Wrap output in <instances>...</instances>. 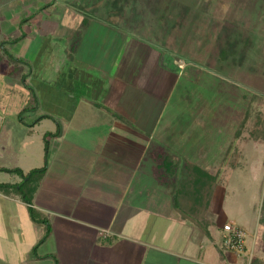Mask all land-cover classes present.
Instances as JSON below:
<instances>
[{
	"label": "rangeland",
	"instance_id": "rangeland-1",
	"mask_svg": "<svg viewBox=\"0 0 264 264\" xmlns=\"http://www.w3.org/2000/svg\"><path fill=\"white\" fill-rule=\"evenodd\" d=\"M45 4H50L45 12L31 19L32 28L33 23L41 22L39 37L19 40L18 47L6 48L12 58L6 55L2 59L0 72L8 65L17 69L12 87L0 80V112L5 114L0 145L6 147L0 151V165H15L17 158H28L32 169L44 165L43 136L49 130L57 132L58 119L64 131L81 130L65 119L78 110L87 114L86 105H76L78 100H94L101 106L98 112L105 115L100 86L84 82L73 70L80 57L105 70L118 66L113 58L118 59L117 48L124 46L120 54H126L127 66H132L135 75L129 85L138 89L137 93L132 89V99L141 96L143 112H154L155 118L159 112L171 116L169 121L156 122L164 141L154 137L158 132L143 133L144 138L152 137L151 143L167 152H175L179 144L187 142L185 150L191 153L176 155L217 175V181L203 189L202 201L207 199L214 209L222 204L220 221L234 222L250 232L259 226L262 230L258 220L264 199V0H0V17H16L25 6L28 14L36 13ZM101 20L106 24L97 22ZM86 23L90 27L82 32ZM29 28L7 24L6 29L13 37L22 31L30 33ZM108 53L110 61V56L103 59ZM121 63L124 69L125 61ZM9 70L13 72L12 67ZM140 89L155 91L160 100L147 93L144 96ZM57 94L63 103L57 102ZM113 95L108 94L112 102ZM47 111L52 114L39 121ZM134 121L131 125L137 127L139 122ZM132 126L128 128L134 130L132 134L139 133ZM85 139L67 138L64 144L82 146L87 144ZM55 161L49 154L50 183L57 171ZM73 171L65 170V177L71 178ZM56 186L52 183L49 189L56 193ZM192 202L190 199L186 207ZM197 208L199 213L201 207ZM35 211L40 219L42 213ZM209 217L193 214L192 221L207 223Z\"/></svg>",
	"mask_w": 264,
	"mask_h": 264
},
{
	"label": "crops",
	"instance_id": "crops-1",
	"mask_svg": "<svg viewBox=\"0 0 264 264\" xmlns=\"http://www.w3.org/2000/svg\"><path fill=\"white\" fill-rule=\"evenodd\" d=\"M48 5L41 6L36 13L28 14L25 6L16 17H8L7 20L6 17H0V40L6 51V48L18 47V41H25L28 36L39 37V33H42L39 29L41 22L33 23L32 28L31 19L37 13L45 12ZM97 22L106 24L104 20ZM7 24L31 26L30 33L22 31L19 36L11 37L6 29ZM86 24L82 25V32L90 27V24ZM112 28H107L106 33ZM118 37L122 40L123 36L119 34ZM121 48L116 51L118 59L115 61L113 58L114 64L120 63L118 66H109L105 70L102 66L89 65L86 59L80 57L81 61L73 70L79 73L78 77L84 82L100 86L97 89L104 92L105 115L98 112L101 106L94 100H78L76 105H86L87 114L83 115L78 110L65 116V119L75 122L77 128L81 126V130L66 128L64 131L57 118L59 133L51 136L48 146V155L56 160L54 169L57 171L52 182L47 180V165L41 178L33 181L36 189L30 204L14 193L0 189V264H250L253 258L264 264L259 223V228L255 227L252 232L245 229L248 234L245 252L235 254L224 249L221 244L222 225L227 222L219 220L221 203L214 209L211 204H207V199L202 201L201 197L194 201V205L186 207L190 199L193 200V195L190 194L192 179L188 177L189 173H184V169L191 172L193 165L207 169L184 156L180 158L176 155V152L191 153V150H185L187 142L179 144L175 152H167L159 144H152V137L144 138L143 133L150 132V136L160 131L157 121H169L171 116L159 112L155 118L154 112H143L144 106H140L139 99L141 96L132 99V89H135L134 93L138 91L137 87L129 85L135 75L132 66H127L126 54L121 56ZM109 56V53L103 55V59ZM122 59L125 61L124 69L121 67ZM11 67L13 72L9 70ZM16 69L8 65L5 72H0L3 74L0 80L12 87ZM95 72L93 76L91 73ZM140 91L145 93L144 96L147 93L149 98L160 100L155 91ZM107 93L114 94L113 98L116 99L112 102ZM60 96L57 94L60 99L57 102L63 103ZM167 102L163 105H167ZM47 112L40 116L39 121L52 114L51 111ZM4 115L0 112V128L4 127ZM137 115L141 117L140 120ZM17 119L21 124L23 117L19 115ZM134 120L139 122L136 123L137 127L131 125ZM131 126L139 133L132 134L134 130L128 129ZM156 135L154 137L161 138L159 132ZM81 137L88 138L85 139L87 144H64L67 138L73 141ZM5 148V145H0V151ZM27 159L17 158L15 165H0V168H19L25 174L32 169L28 167ZM180 161L181 166L178 165ZM65 170H74L71 178L65 177ZM0 174V183L15 184L21 181L17 173L0 171ZM52 183L57 185L56 193L49 189ZM182 185H186L188 191H182V196L178 198L180 203L177 205L176 202L175 205L174 191ZM197 207L206 208L200 209L198 213ZM31 208L41 212L50 221V233L41 243L39 241L45 229L31 219ZM193 214L209 217V222L195 224L196 221L191 219ZM39 248L42 253L38 252Z\"/></svg>",
	"mask_w": 264,
	"mask_h": 264
},
{
	"label": "trees",
	"instance_id": "trees-1",
	"mask_svg": "<svg viewBox=\"0 0 264 264\" xmlns=\"http://www.w3.org/2000/svg\"><path fill=\"white\" fill-rule=\"evenodd\" d=\"M2 40H0V70L2 69V65H3V57L4 56H8L11 57L10 55L7 54V51L4 49V47L1 45ZM12 58V57H11ZM24 75L21 76V78H23ZM24 86L27 87V85ZM28 88V87H27ZM244 124V121L241 123V126ZM57 132H47L44 134L43 136V140H44V165H42L40 168H34L29 170L28 172H26L25 174L22 173L21 169L19 168H0V171H7V172H13V173H17L18 175L21 176V181L15 184H8V183H0V189H5L8 190V192L10 191L11 193H14L15 195L19 196L23 201H25L26 203L30 204L31 203V199L33 196V193L36 189V185L33 184V181L35 180H39L41 178V176L45 173L46 169H47V157H48V146H49V137L51 136H55ZM240 134V131H238V135ZM192 180L190 181V194H192L193 196V204H195L194 201H198L199 198L202 197L203 195V189L209 185H212L213 183H215L217 181V175L216 174H212L211 172L199 167V166H195L193 165L191 167V172L189 173V176ZM188 191V189L186 188V185H182L179 188H176L174 191V200H175V205L177 202V205L180 203L178 198H180L182 196V191ZM191 205V206H192ZM30 215H31V219L36 222V223H41L45 225V232L43 237L40 239L39 243H41L47 235H49L51 227H50V223L47 219V217H45L43 214H41V218H37L36 217V211L34 209H30ZM43 215V216H42ZM192 219V218H191ZM194 220V218H193ZM258 223L262 226V231H261V241L262 244L264 245V199L262 201L261 204V210H260V217L258 220ZM38 243V244H39ZM37 248V246L35 247ZM250 264H263V262L257 258H253Z\"/></svg>",
	"mask_w": 264,
	"mask_h": 264
},
{
	"label": "built area",
	"instance_id": "built-area-1",
	"mask_svg": "<svg viewBox=\"0 0 264 264\" xmlns=\"http://www.w3.org/2000/svg\"><path fill=\"white\" fill-rule=\"evenodd\" d=\"M223 237L221 244L224 249L234 252L235 254H242L245 252V241L247 231L233 222L227 221L222 225Z\"/></svg>",
	"mask_w": 264,
	"mask_h": 264
}]
</instances>
